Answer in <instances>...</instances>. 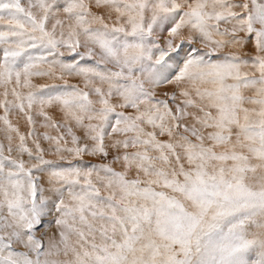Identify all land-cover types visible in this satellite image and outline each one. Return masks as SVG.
Instances as JSON below:
<instances>
[{
	"label": "snow or ice",
	"instance_id": "6c2138e0",
	"mask_svg": "<svg viewBox=\"0 0 264 264\" xmlns=\"http://www.w3.org/2000/svg\"><path fill=\"white\" fill-rule=\"evenodd\" d=\"M0 264H264V0H0Z\"/></svg>",
	"mask_w": 264,
	"mask_h": 264
}]
</instances>
